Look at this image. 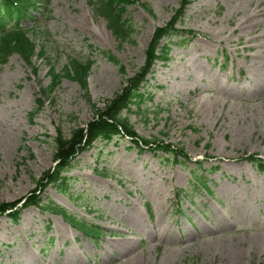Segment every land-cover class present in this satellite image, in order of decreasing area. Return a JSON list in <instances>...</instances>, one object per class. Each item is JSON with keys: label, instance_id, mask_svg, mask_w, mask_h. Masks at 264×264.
I'll return each instance as SVG.
<instances>
[{"label": "rangeland", "instance_id": "rangeland-1", "mask_svg": "<svg viewBox=\"0 0 264 264\" xmlns=\"http://www.w3.org/2000/svg\"><path fill=\"white\" fill-rule=\"evenodd\" d=\"M179 3L129 2L124 18L133 33L123 43L92 0L38 7L29 36L44 57L28 66L12 55L0 67V203L29 195L54 166L56 134L83 127L91 105L114 97ZM176 28L195 36L153 67L141 91L149 97L125 114L137 135L181 147L188 160L139 151L126 138L95 142L71 162L67 186H49L41 199L100 237L30 207L16 223L0 216V264H264V174L243 159L264 160V0H192ZM71 59L93 62L87 94L62 77ZM49 65L61 76L55 86Z\"/></svg>", "mask_w": 264, "mask_h": 264}, {"label": "trees", "instance_id": "trees-1", "mask_svg": "<svg viewBox=\"0 0 264 264\" xmlns=\"http://www.w3.org/2000/svg\"><path fill=\"white\" fill-rule=\"evenodd\" d=\"M134 0H92L93 12L102 18L113 37L123 43L131 37L133 33L129 20L124 18L123 7ZM192 0H180L179 6L174 10L173 16L162 27L154 29L150 43L146 50L145 62L130 77L126 78L120 90L112 99L104 101L101 108H94L92 118L83 126L71 130L66 137L57 133L54 137V166L44 171L35 181V187L29 195L14 202L0 203V216L6 215L11 223L19 220L22 210L34 207L41 211L59 215L75 231L82 234L87 239L97 240L101 231L96 227L86 224L74 216L68 215L64 209L55 206L52 202L43 204L42 193L49 186L66 187L67 177L64 174L69 170L71 162L81 153L92 149L95 142L100 141L109 143L113 139H124L136 147L139 151L147 149L152 153L161 152L173 162L185 164L188 160L184 150L178 146L165 145L157 139H145L137 135L133 126L130 124L125 113L131 112V107L143 102L148 94L141 93L147 77L152 72L157 63L166 64L172 46H177L185 40L192 39L195 34L190 30H178L176 27L182 20L185 9ZM48 0H0V67L7 63L12 55L19 56L23 62L31 66L33 58L42 59L44 57L43 48L30 38L29 29L31 22L37 21L34 13L38 7H45ZM44 13V10H41ZM40 16V14H38ZM172 41L171 39H177ZM167 40L166 43H162ZM94 50L93 46H89ZM110 61L119 65L118 61L112 56H106ZM93 62L85 64L71 59L64 70L62 77L71 78L76 81L79 87L87 94V77ZM32 70V69H31ZM35 73V70H33ZM51 83L55 86L61 78L49 65L48 70ZM120 74H124V67L119 65ZM45 91L42 90V94ZM36 111L43 106L41 98H36ZM94 104V103H93ZM31 116L33 115L30 114ZM208 148V146H207ZM244 160L251 163L257 170L264 174V160L256 158L255 155H247ZM191 178L195 185L200 186L207 193L211 191L204 182L202 176L192 172ZM181 191L179 195H181ZM178 195V194H176ZM88 225V226H86Z\"/></svg>", "mask_w": 264, "mask_h": 264}]
</instances>
